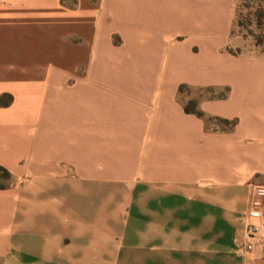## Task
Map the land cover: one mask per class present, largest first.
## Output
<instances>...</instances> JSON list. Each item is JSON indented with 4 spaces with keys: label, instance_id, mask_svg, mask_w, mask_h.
Masks as SVG:
<instances>
[{
    "label": "crops",
    "instance_id": "1",
    "mask_svg": "<svg viewBox=\"0 0 264 264\" xmlns=\"http://www.w3.org/2000/svg\"><path fill=\"white\" fill-rule=\"evenodd\" d=\"M234 5L0 0V264H264V54L228 50Z\"/></svg>",
    "mask_w": 264,
    "mask_h": 264
},
{
    "label": "rangeland",
    "instance_id": "2",
    "mask_svg": "<svg viewBox=\"0 0 264 264\" xmlns=\"http://www.w3.org/2000/svg\"><path fill=\"white\" fill-rule=\"evenodd\" d=\"M61 1L68 6H73L74 2V0ZM48 20H51V17L42 18L40 24L46 25ZM230 39L232 46H229L228 50L231 52L264 54V0H235ZM198 94H200L199 91H193L194 97ZM1 176L0 173V187L10 186L12 180L4 179Z\"/></svg>",
    "mask_w": 264,
    "mask_h": 264
},
{
    "label": "trees",
    "instance_id": "3",
    "mask_svg": "<svg viewBox=\"0 0 264 264\" xmlns=\"http://www.w3.org/2000/svg\"><path fill=\"white\" fill-rule=\"evenodd\" d=\"M183 86H180L179 90L181 91ZM184 110L188 113H193L199 117H203V113L195 108V102L193 100H190L188 104L184 107ZM217 122L225 124V125H230L231 122L224 120V119H216ZM0 173L2 174V178L4 179H9L10 178V173L4 169L3 167H0ZM3 188V187H0Z\"/></svg>",
    "mask_w": 264,
    "mask_h": 264
},
{
    "label": "built area",
    "instance_id": "4",
    "mask_svg": "<svg viewBox=\"0 0 264 264\" xmlns=\"http://www.w3.org/2000/svg\"><path fill=\"white\" fill-rule=\"evenodd\" d=\"M264 230V220L261 221L258 225H247L245 228L246 236L248 237V241L244 244V247L247 250L252 248L251 240L258 237L260 233Z\"/></svg>",
    "mask_w": 264,
    "mask_h": 264
}]
</instances>
